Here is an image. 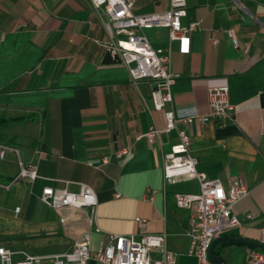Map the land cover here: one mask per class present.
<instances>
[{"label":"crops","instance_id":"obj_1","mask_svg":"<svg viewBox=\"0 0 264 264\" xmlns=\"http://www.w3.org/2000/svg\"><path fill=\"white\" fill-rule=\"evenodd\" d=\"M168 6L169 0H133L132 10L160 13ZM185 11L183 23L197 21L198 29L188 53L170 43V69L179 73L171 85L173 108L206 114L208 88L217 86L228 87L234 108L223 123L192 120L177 126L189 134L199 170L224 187L233 178L249 187L233 207L241 224L223 235L258 241L264 225V0H186ZM145 34L154 46L169 44L166 27ZM107 39L88 0H0V141L18 147L38 173L34 180L0 188V247L18 260L24 253L68 251L88 231L91 250L107 233L138 237L165 231L176 264H195L184 233L190 209L176 207L173 194L196 193L198 183L181 177L164 181L162 155L176 142V131L160 133L152 143L142 135L150 124L163 126V114L151 107L149 80L134 83L122 63L102 62L101 42ZM120 149L125 152L117 157ZM102 156L109 160L102 163ZM17 171L8 152L0 160V181ZM79 183L95 192L94 225L100 232L91 229L86 208L55 209L39 199L45 185L75 191ZM136 217L145 219L144 229ZM39 235L54 241L25 243ZM249 248L234 241L214 247L226 264H245Z\"/></svg>","mask_w":264,"mask_h":264},{"label":"built area","instance_id":"obj_2","mask_svg":"<svg viewBox=\"0 0 264 264\" xmlns=\"http://www.w3.org/2000/svg\"><path fill=\"white\" fill-rule=\"evenodd\" d=\"M97 13L108 39L101 45L111 56L118 55L135 83L140 79L150 81L151 107L162 112L164 125L150 124L142 135L149 143L155 141L160 133L176 131L177 140L168 152L162 155V175L164 181L174 178H193L198 183V192H175L173 201L176 207L190 209L184 233L189 238L188 254L196 259L195 264H214L208 257V249L213 238L223 235L241 224L233 213L234 204L249 192V187L239 178H233L224 187L217 177L208 176L197 168V159L191 152L189 134L177 126L179 121H208L214 119L223 123L230 118L234 106L228 100V87L208 88L209 111L199 114L195 111L182 112L172 106L171 85L179 76L170 69V43L176 42L180 53L190 51V38L198 29L197 21L183 23L186 14V0H169L168 9L160 13L136 14L132 10L133 0H88ZM163 26L168 29L169 44L166 47L151 44L145 30ZM234 47L237 37L232 29L227 30ZM141 136V135H140ZM10 152L15 156L17 173L0 188L8 189L17 179L34 180L37 166L24 161L18 147L0 141V160ZM41 153V151H37ZM125 149L116 151L119 157ZM109 160L102 156L101 162ZM39 199L55 209L73 207L88 210V223L96 232L101 229L94 225L96 219L97 197L94 190L85 183H79L75 191L65 185H45ZM19 207H15L17 211ZM246 217H250L247 214ZM140 228L144 229L145 219L136 217ZM167 233H144L138 237L118 233H107L106 241L94 250L90 249V232L77 239L71 249L60 254L33 255L24 253L23 258H12L13 251L0 247V264H86L94 259L101 264H176V254L167 246ZM258 241L264 243V225L259 228ZM157 251L158 257L155 256ZM245 264H264V251L249 248Z\"/></svg>","mask_w":264,"mask_h":264},{"label":"water","instance_id":"obj_3","mask_svg":"<svg viewBox=\"0 0 264 264\" xmlns=\"http://www.w3.org/2000/svg\"><path fill=\"white\" fill-rule=\"evenodd\" d=\"M102 62L103 63H115V62H120V60L117 54L111 56L110 53L106 51L103 55ZM222 241H234V242L244 244L248 247L256 248V249L264 251V243H261L259 241L252 240V239H246L239 235H220L212 239L209 249H208V257L214 264H226L220 257L214 255L213 253V249L215 245Z\"/></svg>","mask_w":264,"mask_h":264},{"label":"rangeland","instance_id":"obj_4","mask_svg":"<svg viewBox=\"0 0 264 264\" xmlns=\"http://www.w3.org/2000/svg\"><path fill=\"white\" fill-rule=\"evenodd\" d=\"M52 241H54L53 238H51L50 236H46V235H39V236H34V237H26L25 239V243L27 245H29V247H37L38 245H48L49 243H51ZM38 249H36L34 252L39 253L41 251H37Z\"/></svg>","mask_w":264,"mask_h":264},{"label":"trees","instance_id":"obj_5","mask_svg":"<svg viewBox=\"0 0 264 264\" xmlns=\"http://www.w3.org/2000/svg\"><path fill=\"white\" fill-rule=\"evenodd\" d=\"M230 241H222L220 242L221 244H225V243H229ZM213 253L214 255L218 256L219 257V252H218V249H213Z\"/></svg>","mask_w":264,"mask_h":264}]
</instances>
